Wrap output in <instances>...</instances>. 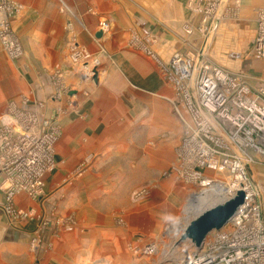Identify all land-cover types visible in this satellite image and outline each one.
Returning <instances> with one entry per match:
<instances>
[{
    "label": "crops",
    "instance_id": "crops-1",
    "mask_svg": "<svg viewBox=\"0 0 264 264\" xmlns=\"http://www.w3.org/2000/svg\"><path fill=\"white\" fill-rule=\"evenodd\" d=\"M189 1L61 0V9L58 7V12L55 8L52 14L60 16L59 23L55 15L53 22L48 24L52 42L41 38L32 40L23 27L13 26L25 54L15 60L4 50L5 57L25 66L29 62V67L20 76L15 71L11 75L10 66L5 68L0 82L12 76L20 78L19 107L27 110L34 106L38 111L44 110L46 121L40 124L42 134L48 132L44 125L55 122L57 140L55 170L47 178L43 201H35L21 193L10 208L0 172V264H34L36 252L30 241L37 242L39 236L49 245L50 251L44 250L45 264H88L87 260L73 262L66 257L72 252L68 245L71 236L77 233L75 227L64 228L62 222L66 219H61L76 208L74 195L65 191L75 185L70 181L72 174L90 159L92 163L99 160L101 165L105 159L114 160L125 146H144V136L161 131L170 134V138L174 136V140L156 145L157 158L150 163L158 167L171 164L162 163L161 153L171 160L176 158L182 126L179 119L170 114L167 104L174 103L176 91L168 68L176 52L194 53L189 52L190 47L199 34L190 25L199 23L200 31L202 19L189 10ZM224 1L221 17L226 3L231 0L225 5ZM240 1L245 17L252 13L258 15L264 8V0ZM53 3L54 0L49 6ZM102 21L109 22L110 33L104 34L100 29ZM100 32L103 35L98 38ZM73 42L85 48L91 58L103 63L104 69H98L91 81H83L82 66L71 60ZM38 43L51 45L43 52L41 48L45 45ZM54 73L57 75L52 77ZM54 82L65 84L66 94L54 88ZM32 94L34 99L28 98ZM0 96H8L1 86ZM117 161L123 160L118 158ZM43 218L48 220L46 225ZM57 256L64 259H54Z\"/></svg>",
    "mask_w": 264,
    "mask_h": 264
},
{
    "label": "rangeland",
    "instance_id": "rangeland-1",
    "mask_svg": "<svg viewBox=\"0 0 264 264\" xmlns=\"http://www.w3.org/2000/svg\"><path fill=\"white\" fill-rule=\"evenodd\" d=\"M12 1L23 7L13 26L16 27L18 24L19 28L23 27L32 40L43 39L52 42V31L48 29V24L53 22L55 15L56 23H59L60 16L52 14L55 8V11H58V7L60 8L61 0L59 3L58 0H54L52 6H49L52 0ZM226 2L227 0L224 1V5ZM241 9L242 2L240 0H231L230 3H226L223 16L218 18L219 21L216 19L218 22L210 27L202 26L200 28L202 34L199 31V23L191 24L190 26H193L199 37L196 38L197 41L194 39L190 51L188 48L186 52L193 51L195 55L208 59L214 66L222 70L244 75L247 77V79L245 78L247 82L250 81L247 84L253 89L264 88V60H261L254 51V39L258 29L257 15L252 13L250 17H245ZM44 45L41 50L46 52L51 43ZM5 56L3 47H0V76L9 66L11 75L15 71L17 76L22 75L24 69L29 67V62L25 63L27 65L25 66L24 63L7 60V56ZM100 69H104L102 62ZM31 82L30 80V84ZM19 84L20 78L13 76L12 79L0 82L2 90L8 94L7 97L0 96V127L7 121L10 122L11 119L20 123L25 121L33 134L40 138L42 134L40 124L46 121L44 110L38 111L34 106L30 107L33 109L27 110L19 107L20 99L17 95ZM52 86H55L63 94L67 92V86L62 82H54ZM32 91L35 92V90ZM179 93L181 92L179 91ZM179 93L175 91L174 103L168 102L167 104L170 114L179 119L181 123L182 139H180L179 148L177 147L176 158L171 160L167 154L161 153L162 163L171 162V164L158 167L153 164L154 162L150 163L151 160L157 158L156 145L160 146L168 139L174 140V136L170 138V134L161 131L144 136V146H125L124 151L118 152L119 155L115 156L114 160L108 161L105 157L101 165L98 164L99 160L92 163V159H90V162L72 174L70 181H73L75 185L65 191L66 193L70 191L74 195L76 208L66 218L62 217L61 219H66L62 222L64 228L75 227L77 229V233L71 236V242L68 244L72 252L66 254V257H70L73 262L87 260L88 264H177L195 251L192 242H179L182 229L195 218L198 212L196 210L187 215L188 208L192 206L191 201L197 194L200 195L217 184L225 187L224 193L227 196L229 188L236 183L237 174L232 165L228 166L226 157L222 161H217V164L222 166L220 171L202 165L206 164L203 160L202 162L199 160L201 163L199 164L190 159L184 149L188 131L185 121L189 126H198V124L190 117L184 97ZM34 96L32 94L28 98L34 99ZM193 99H196L195 95L192 97ZM40 110L42 109L40 108ZM50 123L54 124L55 122ZM53 124L44 125L48 132L42 135H54L56 127ZM212 125L216 128V130H212L214 138L220 137V142L224 145V149H217L218 152L224 156L235 154L233 146L235 143L229 135V129L222 127L219 121H215ZM245 145H247L245 148L242 144L238 145L244 154L239 163L245 169L246 177L249 178L248 182L253 184L252 188L264 189V161L262 162L264 155L259 153L257 148L253 150L248 146V143ZM214 146L216 147L215 144ZM54 147L51 146L52 150ZM259 147L261 148V146ZM209 155L210 152L204 156ZM118 158L123 161L118 162ZM213 160L216 161L217 157L214 156ZM250 163L247 170V164ZM90 164L93 165V168ZM54 170L55 165L53 171L44 178L45 187L41 197L34 199L28 192H22V194L28 195L35 201H43L46 197L47 178ZM195 175L197 178L194 181L192 177L194 178ZM201 178L205 180H202L203 183ZM16 196L13 198V205ZM212 200L217 199L213 198ZM219 200L222 201L223 198ZM257 200L259 199L257 198ZM43 221H45V225L48 223L47 218H43ZM57 223L59 224V221ZM173 226L176 228L177 234L170 231ZM30 242H32L30 246L36 252L34 264H45L46 253L44 250H50L44 237L39 236L37 242L32 240ZM64 248H67L66 245ZM82 249H85L84 253H82ZM61 257L63 258V256ZM61 257L57 256L54 259Z\"/></svg>",
    "mask_w": 264,
    "mask_h": 264
},
{
    "label": "built area",
    "instance_id": "built-area-1",
    "mask_svg": "<svg viewBox=\"0 0 264 264\" xmlns=\"http://www.w3.org/2000/svg\"><path fill=\"white\" fill-rule=\"evenodd\" d=\"M222 2L223 0H190L188 8L201 17L202 26L210 27L221 18ZM22 8L15 1L0 0V43L15 60L23 58L25 54L12 23ZM256 22L258 29L254 51L264 60V8L259 11ZM99 27L104 34L111 31L107 21H102ZM70 57L75 64L82 66L81 76L84 82L97 76L100 61L91 58L85 48L73 42ZM168 69L174 88L178 93L181 92L179 94L184 97L190 117L198 124L189 126L185 121L188 131L184 149L192 161L201 164L199 160H203L206 164L202 165L220 171L222 166L217 161L229 157L234 163H238L244 156L237 144L240 138V141L251 138L258 146H264V88L253 89L247 84V77L222 70L194 53L184 55L176 52ZM194 95L196 99L192 100ZM225 114H233L237 117H232L233 119L244 122L249 127L237 128L231 118L229 120L223 116ZM215 121L229 129L232 140V131L235 130L238 134L235 141L237 143L233 145L235 154L224 156L218 152L217 149H224V145L221 144L220 137L213 136L212 130L216 128L212 123ZM256 123L262 126H257ZM40 136H35L25 121L20 123L11 119L0 127V172L4 178L2 185L10 208L13 198L19 193L28 192L34 199L41 197L45 187L44 178L53 171L55 153L51 146H55L57 138L54 135ZM204 147L210 152L207 157L204 156ZM214 156L217 157L216 161L213 160ZM249 165L251 163L247 164V170ZM196 178L195 175L192 180L195 181ZM200 180L202 183L205 181L202 178ZM252 185L251 182L244 181L238 187L237 191L246 192V200L227 227L212 232L201 249L194 246L192 258L189 256L177 264H198L200 261L209 263L211 258L213 264H264V189L256 190ZM257 198L259 200L256 201Z\"/></svg>",
    "mask_w": 264,
    "mask_h": 264
},
{
    "label": "water",
    "instance_id": "water-1",
    "mask_svg": "<svg viewBox=\"0 0 264 264\" xmlns=\"http://www.w3.org/2000/svg\"><path fill=\"white\" fill-rule=\"evenodd\" d=\"M102 35L103 33L100 32L98 38H101ZM245 200L244 190H239L235 196L223 199L221 202L197 213L195 218L186 225L179 242H192L196 248L201 249L206 238L212 232L227 227V224L236 216Z\"/></svg>",
    "mask_w": 264,
    "mask_h": 264
},
{
    "label": "bare ground",
    "instance_id": "bare-ground-1",
    "mask_svg": "<svg viewBox=\"0 0 264 264\" xmlns=\"http://www.w3.org/2000/svg\"><path fill=\"white\" fill-rule=\"evenodd\" d=\"M225 118H228L230 120L231 118V121L233 122V124L237 127V128H245V127H249L247 125H245L244 122H239L237 121L236 119H233L232 117L234 118H237L235 117L233 114L230 116L229 114H225L223 115ZM221 118H223L221 116ZM229 121V122H231ZM255 125L257 126H262L260 123H256ZM232 137H233V141L234 143H237L235 142L237 140V137H238V134L235 132V130L232 131ZM241 138L239 139V143H237L239 146L240 144L244 145L243 147L245 148L247 145H245L246 143H248L249 147H252L254 150L257 148L259 150V153H261L262 155H264V146H261V148L258 146V144H255L251 138H249L248 142L247 141H240ZM205 151H204V155H207L209 153V151L207 150L206 147H204ZM228 160H226L227 163H229L228 166H231L233 167V169L236 171V183L234 184V186H231L229 188V193L227 196H225L226 194L224 193L225 191V187L221 184H217L215 186H212L210 190H207V191H204L202 194L200 195H196L193 200L191 201V204L192 206H190V208H188V214L187 215H190L192 214L193 212H195L196 210H198L197 213H200L202 212L203 210H206L207 208L211 207L212 205H215L217 204L218 202H221V198L223 199H227V198H230L232 197V195H236V192L237 190L239 189L238 187H241L242 183L245 181V182H248L246 176L247 174L245 173V169L244 167L242 166L241 163H233V160L229 159V157H226ZM224 160V159H223ZM231 160V161H229ZM225 162V164H226ZM231 163V164H230ZM240 185V186H239ZM246 194V192H245ZM247 196V194H246ZM211 198V199H210ZM213 198H216L217 200H212ZM197 215V214H196ZM185 230V227L182 229V233L184 232ZM170 231H172L173 234H177V231H176V228L173 226ZM179 232V231H178ZM182 236V235H181ZM187 242V241H185ZM193 255H191V258H192ZM210 264H213V259H209L208 260ZM207 261L204 262V261H200L198 262V264H209ZM189 264H193V263H189Z\"/></svg>",
    "mask_w": 264,
    "mask_h": 264
}]
</instances>
